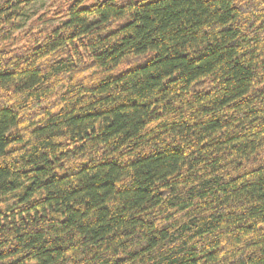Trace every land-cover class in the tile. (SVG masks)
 <instances>
[{"label":"trees","instance_id":"1","mask_svg":"<svg viewBox=\"0 0 264 264\" xmlns=\"http://www.w3.org/2000/svg\"><path fill=\"white\" fill-rule=\"evenodd\" d=\"M34 1L0 0V264H264V0Z\"/></svg>","mask_w":264,"mask_h":264},{"label":"rangeland","instance_id":"2","mask_svg":"<svg viewBox=\"0 0 264 264\" xmlns=\"http://www.w3.org/2000/svg\"><path fill=\"white\" fill-rule=\"evenodd\" d=\"M47 4V0H36L34 2L29 3L26 7L22 8L19 11L17 21L20 22L22 30L28 28L30 22L34 20L38 16V14L42 13L45 10ZM55 23L58 22H53L52 24Z\"/></svg>","mask_w":264,"mask_h":264}]
</instances>
